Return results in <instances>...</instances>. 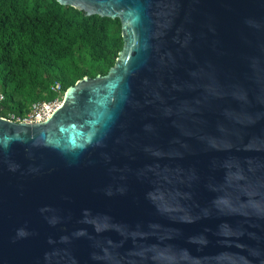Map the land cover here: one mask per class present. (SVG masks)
<instances>
[{
  "label": "water",
  "instance_id": "water-1",
  "mask_svg": "<svg viewBox=\"0 0 264 264\" xmlns=\"http://www.w3.org/2000/svg\"><path fill=\"white\" fill-rule=\"evenodd\" d=\"M56 1L122 48L0 116V264H264V0Z\"/></svg>",
  "mask_w": 264,
  "mask_h": 264
},
{
  "label": "trees",
  "instance_id": "trees-1",
  "mask_svg": "<svg viewBox=\"0 0 264 264\" xmlns=\"http://www.w3.org/2000/svg\"><path fill=\"white\" fill-rule=\"evenodd\" d=\"M121 48L118 18L56 0H0V116L23 118L33 103L61 101L77 80L106 74Z\"/></svg>",
  "mask_w": 264,
  "mask_h": 264
},
{
  "label": "built area",
  "instance_id": "built-area-1",
  "mask_svg": "<svg viewBox=\"0 0 264 264\" xmlns=\"http://www.w3.org/2000/svg\"><path fill=\"white\" fill-rule=\"evenodd\" d=\"M54 90L59 92L60 85L56 83L54 86ZM1 99H2V95H0V100ZM60 102L61 101L57 98L50 102L33 103L25 117L19 118L12 116L8 119L15 121H29V122L41 121L46 119L53 112V110L59 106Z\"/></svg>",
  "mask_w": 264,
  "mask_h": 264
},
{
  "label": "rangeland",
  "instance_id": "rangeland-1",
  "mask_svg": "<svg viewBox=\"0 0 264 264\" xmlns=\"http://www.w3.org/2000/svg\"><path fill=\"white\" fill-rule=\"evenodd\" d=\"M0 89H1V82H0Z\"/></svg>",
  "mask_w": 264,
  "mask_h": 264
}]
</instances>
